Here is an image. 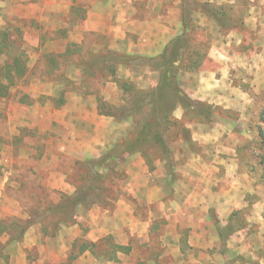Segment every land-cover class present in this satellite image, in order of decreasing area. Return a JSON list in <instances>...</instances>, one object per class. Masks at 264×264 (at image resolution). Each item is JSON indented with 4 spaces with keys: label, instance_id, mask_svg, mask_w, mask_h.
<instances>
[{
    "label": "rangeland",
    "instance_id": "1",
    "mask_svg": "<svg viewBox=\"0 0 264 264\" xmlns=\"http://www.w3.org/2000/svg\"><path fill=\"white\" fill-rule=\"evenodd\" d=\"M103 1L0 0V264H192L186 262L189 255L180 263L175 246L177 239L186 242L189 232L167 230L163 215H149L146 197L126 199L121 191L122 182L140 170L141 159L150 166L158 156L166 158L172 179L174 165L166 145L177 131H186L168 117L169 103H157L158 87L140 91L131 83H118L113 55H105L117 53L108 48L110 36L90 32L85 25L92 4ZM199 8L221 14L223 26L241 27L238 20H227L233 13L226 5L187 0L183 17ZM189 28L176 43L185 49L190 38L197 39L194 27ZM127 65L166 68L155 60ZM174 69L168 65L171 73ZM107 88V98L120 102L105 100ZM84 130L92 134L82 136ZM66 136L71 143L88 140L94 150L56 166L57 158L67 159L56 149L58 143L67 145ZM255 145L259 152L250 169L264 183V133ZM61 176L74 193L96 183L101 203L80 205L70 217L56 211L68 194L47 182ZM11 192L17 199L6 202L3 195ZM119 201L124 205L119 207ZM249 214L239 213L230 225H220V238H231L233 246L209 249L203 264H261L262 256L247 255L251 248L244 252L234 246L241 243L236 234L252 224L246 221ZM257 232L246 231L250 241ZM26 234L31 242H24Z\"/></svg>",
    "mask_w": 264,
    "mask_h": 264
},
{
    "label": "crops",
    "instance_id": "2",
    "mask_svg": "<svg viewBox=\"0 0 264 264\" xmlns=\"http://www.w3.org/2000/svg\"><path fill=\"white\" fill-rule=\"evenodd\" d=\"M196 1L202 6L226 5L233 13L226 16L227 20H238L241 27L223 26L221 14L202 8L185 19L183 7L187 0H105L92 4L87 12V30L110 36L109 49L175 67L173 97L158 93L159 102L172 106L168 117L186 131H177L173 142L166 145L172 156L174 177L169 175L166 158L151 160L150 166L147 164L148 175L141 159L140 170L129 174L121 191L126 199L146 197L149 215H163L167 230L189 232L186 242L176 240L180 263L189 255L186 262L203 264L209 249H219L223 243L227 248L233 246L231 238H220V225L228 226L237 214L248 211L250 217L246 221L252 224L246 230H238L236 236L241 243L234 246L244 252L251 248L247 255L262 256L259 258L264 264V183L250 169L255 164L251 158L259 152L255 144L264 130V0ZM189 26L196 30L193 34L197 39L190 38L185 49L176 43L190 33ZM143 67L117 65L118 83H131L140 91L159 87L165 69ZM107 95L108 88L103 93L105 100L120 102ZM84 131L82 136L92 134L91 130ZM64 139L67 145L58 143L56 149L65 153L67 159L57 158L56 166L94 150L88 140L71 143L67 136ZM22 164L20 158L19 165ZM47 187L68 196L75 192L64 176L48 180ZM3 199L13 202L17 198L11 192L4 193ZM118 203L119 207L124 205L123 201ZM250 229L258 231L255 241H250L246 233ZM31 240L26 234L24 242Z\"/></svg>",
    "mask_w": 264,
    "mask_h": 264
},
{
    "label": "trees",
    "instance_id": "3",
    "mask_svg": "<svg viewBox=\"0 0 264 264\" xmlns=\"http://www.w3.org/2000/svg\"><path fill=\"white\" fill-rule=\"evenodd\" d=\"M168 51V50H167ZM113 55L112 60L113 65H120V64H129V63H134V64H146V63H150L153 59L147 58V57H141V56H134V55H125V54H120V53H115V52H111V51H107L105 52V55ZM108 56V57H109ZM168 66H163V69H165V72H163V75L160 78V84L159 87L157 88V90L154 93L155 98L157 99V103L160 104L161 102H159L158 100V93L159 91L162 92V94L166 93L165 95H167V98H172L173 94L172 91H174V87H173V75L174 73H171L169 70H167ZM163 71V70H162ZM148 129V127L146 126L145 128ZM144 131V132H145ZM146 133V132H145ZM264 133V131H261V135ZM138 145H131L130 147H128L127 151L131 150L133 151V148L136 147ZM263 175H264V171H263ZM99 184V182H97ZM98 185L95 183H92L90 185H87L85 187H83L81 190H78L76 193H74L73 195L70 196H66L63 198L62 202H60L58 205H56L54 207V209L56 211L59 212H64V216L66 217H70L74 214L76 208L80 205H86V206H92L95 204H100L101 203V199L99 197L98 194Z\"/></svg>",
    "mask_w": 264,
    "mask_h": 264
}]
</instances>
